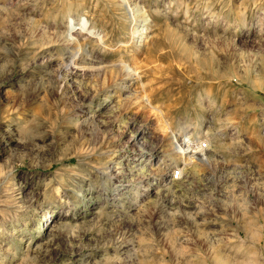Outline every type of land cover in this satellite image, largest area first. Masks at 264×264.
Listing matches in <instances>:
<instances>
[{"label": "rangeland", "instance_id": "1", "mask_svg": "<svg viewBox=\"0 0 264 264\" xmlns=\"http://www.w3.org/2000/svg\"><path fill=\"white\" fill-rule=\"evenodd\" d=\"M0 264H264V0H0Z\"/></svg>", "mask_w": 264, "mask_h": 264}, {"label": "bare ground", "instance_id": "2", "mask_svg": "<svg viewBox=\"0 0 264 264\" xmlns=\"http://www.w3.org/2000/svg\"><path fill=\"white\" fill-rule=\"evenodd\" d=\"M125 7V6H124ZM125 10V9H124ZM130 11V10H129ZM134 19V18H133ZM82 28L83 29H86V26H87V22H86V20H83L82 21ZM73 29V28H72ZM91 32V31H90ZM145 139V138H144ZM180 140V139H179ZM145 140H143V138L142 137H140L139 135H134L133 136V139H131L130 140V142L129 143H131L132 144V146L133 147H138V148H148V143H147V141L145 142ZM176 148L178 149V151L180 152V154L182 155L183 154V156H184V154H187V155H190L189 156V158H187L189 161H190V164H191V166L193 165V166H195V164L197 163V162H199V163H201V164H209V162H208V159L205 157V154H204V152L206 151V149H202V148H207L208 147V143L207 142H200V143H197V144H193L192 142H191V140H187V141H185V140H183V141H180V142H178V141H176ZM206 144V145H205ZM192 148V149H191ZM194 148V149H193ZM195 148H197L196 150H195ZM199 149H201V150H199ZM154 150V149H153ZM199 150V151H198ZM158 156V154L156 155V156H154L156 159L158 158L157 157ZM116 158L114 157L112 160L114 161ZM194 159H196V162H192ZM195 161V160H194ZM160 162V160L158 161V163ZM141 164V163H140ZM108 169V168H107ZM113 169V168H112ZM174 169H172L170 172H172ZM179 170H181V173H180V179H178V180H175V179H171V177H173V175H171V173L170 174H168L169 172H167V176H166V178L164 179V181H168V183H172V184H175V183H177V182H180L181 180H183L182 178H183V176H184V174L182 173V171H183V169H179ZM114 170H112V172H113ZM186 175V174H185ZM50 217H52V215H50ZM49 217V218H50ZM48 218V219H49Z\"/></svg>", "mask_w": 264, "mask_h": 264}, {"label": "built area", "instance_id": "3", "mask_svg": "<svg viewBox=\"0 0 264 264\" xmlns=\"http://www.w3.org/2000/svg\"><path fill=\"white\" fill-rule=\"evenodd\" d=\"M206 145V144H205ZM180 173H181V170H173L172 172H171V175H173V177H171V179H175V180H178V179H180L181 177H180Z\"/></svg>", "mask_w": 264, "mask_h": 264}]
</instances>
